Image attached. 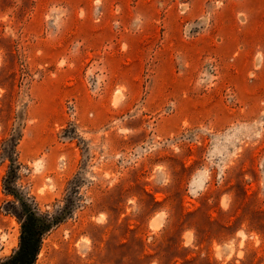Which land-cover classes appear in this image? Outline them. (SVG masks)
Wrapping results in <instances>:
<instances>
[{
  "label": "rangeland",
  "instance_id": "1",
  "mask_svg": "<svg viewBox=\"0 0 264 264\" xmlns=\"http://www.w3.org/2000/svg\"><path fill=\"white\" fill-rule=\"evenodd\" d=\"M251 1L0 0V263L264 264Z\"/></svg>",
  "mask_w": 264,
  "mask_h": 264
},
{
  "label": "trees",
  "instance_id": "2",
  "mask_svg": "<svg viewBox=\"0 0 264 264\" xmlns=\"http://www.w3.org/2000/svg\"><path fill=\"white\" fill-rule=\"evenodd\" d=\"M53 223L40 216L34 209L26 210L18 250L0 264H36L42 249L43 237Z\"/></svg>",
  "mask_w": 264,
  "mask_h": 264
},
{
  "label": "crops",
  "instance_id": "3",
  "mask_svg": "<svg viewBox=\"0 0 264 264\" xmlns=\"http://www.w3.org/2000/svg\"><path fill=\"white\" fill-rule=\"evenodd\" d=\"M255 1V0H254ZM258 2H252L249 4V9L247 12L249 15L259 14L264 15V0H257Z\"/></svg>",
  "mask_w": 264,
  "mask_h": 264
},
{
  "label": "snow or ice",
  "instance_id": "4",
  "mask_svg": "<svg viewBox=\"0 0 264 264\" xmlns=\"http://www.w3.org/2000/svg\"><path fill=\"white\" fill-rule=\"evenodd\" d=\"M101 220H102V218H101Z\"/></svg>",
  "mask_w": 264,
  "mask_h": 264
}]
</instances>
